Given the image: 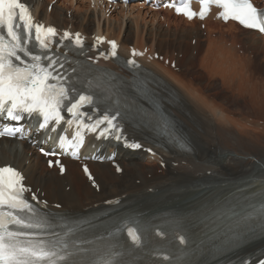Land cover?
Instances as JSON below:
<instances>
[{
  "label": "bare ground",
  "instance_id": "obj_1",
  "mask_svg": "<svg viewBox=\"0 0 264 264\" xmlns=\"http://www.w3.org/2000/svg\"><path fill=\"white\" fill-rule=\"evenodd\" d=\"M23 1L30 5L37 22L55 25L59 30L79 31L84 38L105 36L117 39L120 50L125 54L129 49L126 21L131 20L132 46L144 51L139 59L147 65L148 75L156 83L150 87L159 93L162 105L168 101L169 107L168 110L155 109L147 100V109L142 114L134 112L133 122L138 134L127 129L123 134L126 140H138L140 149L129 151L121 142L90 140L81 154L86 157L97 148L99 154L115 152L116 156L109 161L106 156L102 162L63 158L65 171L61 174L58 166H46L45 159L29 141L3 138L0 139V166H16L25 178L28 192H34L39 200H47L50 209L70 213L85 212L94 206H102L107 200H124L130 207L148 213L163 212L167 218L190 215L208 206L206 219L195 237L206 239V254L212 255L215 247L220 248L217 254L221 257L240 252L255 254V249L264 245V239L259 240L264 236V230L260 227L255 229L256 225L237 228L235 224L250 210L249 203L239 207L238 198L264 191V119L248 113L250 109L264 107V100L248 97L245 112L234 107L239 116L231 117L215 103L209 89H212L214 79L220 76V81L227 84L231 94L246 97L240 90V84L230 80V73L224 76L219 71V65L223 61L222 56L229 59L230 62L222 64L228 72L230 65L236 63L234 56L239 61L250 57L254 47L258 50L263 46L264 49V36L232 21L220 22L216 9H212L202 21H188L173 15L168 9L153 10L141 2L115 3L108 7L92 0H55L47 9L46 5L52 0ZM254 1L258 3V0ZM64 8L72 10L69 18ZM113 11L117 14H112ZM195 22L203 25L207 34L205 38L195 29ZM180 24L184 25L183 30ZM160 25L174 31V42L178 45L171 50L162 52L156 47L157 41L161 45L165 40L158 31ZM187 27L190 29L184 31ZM212 33L214 36L218 34L221 40H224L222 34L226 33L231 39L229 45L226 48L216 46L215 50V37H209ZM187 36L189 49L183 42ZM205 39L211 42L200 50ZM157 49L162 61L151 57ZM166 59L168 63L176 61L177 70L166 66ZM169 82L176 92L173 101L166 95L171 91ZM249 82L247 80V85ZM231 102L240 104L236 97H232ZM158 111L179 123V140L185 142L189 152L180 150L177 141L168 144L166 150L157 149L155 145L152 147L151 142L169 141L166 136H160V124L154 120ZM49 135L52 137L54 134ZM38 137L34 134L33 140ZM147 147H151L154 154L143 150ZM161 162L165 167L157 173L154 167ZM80 163L87 166V174L92 176V181L84 179ZM259 200L264 201V195ZM236 238L243 243L236 241L230 246L228 241Z\"/></svg>",
  "mask_w": 264,
  "mask_h": 264
},
{
  "label": "snow or ice",
  "instance_id": "obj_2",
  "mask_svg": "<svg viewBox=\"0 0 264 264\" xmlns=\"http://www.w3.org/2000/svg\"><path fill=\"white\" fill-rule=\"evenodd\" d=\"M201 4V18L208 12V5L215 4L222 9L219 15L224 20L232 18L246 28L264 33V11L254 6L251 0H201ZM176 10L186 13L189 18L197 15L188 6ZM55 35L54 27L34 22L29 8L21 0H0V113L6 112L13 120H20V113H39L44 120L40 127L44 128L50 120L56 123L63 120L61 110L67 107V111L76 118L67 122L70 126L77 123L94 132L106 122L108 127L101 135L109 129L119 133L120 128L114 123L119 112L116 115L105 113L94 124H84L80 109L84 104L93 103V95L78 94V98L72 95L76 89L68 84L70 77L61 71L64 65L52 57L47 58V63H42L43 58L33 54L27 46L35 40L41 49H47L49 38ZM69 35L64 33V37ZM75 43L81 44L79 33ZM111 44L112 55L115 56L117 46L115 41ZM28 57L31 62L26 59ZM129 63L134 64L135 61ZM88 84L91 89L93 81ZM95 86L99 88L101 85L96 83ZM5 133L15 134L5 128L0 136ZM116 138L120 139V135ZM76 139L77 143L72 147H79L83 142L80 131H77ZM64 142L65 138L61 137L62 147ZM130 146L140 147L135 143ZM22 179L15 168L0 167V264H121L120 254L111 246L101 249L86 247L85 242H69L71 229L64 235L53 232L51 218L25 197L27 189L21 183ZM31 199L36 200V197L33 195ZM252 225L264 230V202L252 206L235 227L250 228ZM128 236L134 244H140V236L135 229L129 228ZM180 242L184 243V237H180ZM259 264H264V260Z\"/></svg>",
  "mask_w": 264,
  "mask_h": 264
},
{
  "label": "rangeland",
  "instance_id": "obj_3",
  "mask_svg": "<svg viewBox=\"0 0 264 264\" xmlns=\"http://www.w3.org/2000/svg\"><path fill=\"white\" fill-rule=\"evenodd\" d=\"M52 1H54V0H52ZM259 2L263 3L264 1L259 0ZM47 7H49L48 4H47ZM63 11H64L67 18H69V16L72 14V10L70 8L69 9L64 8ZM116 11H118V8H116ZM116 11H113L112 14L116 15L117 14ZM130 23H131V20L126 21L128 36H129V45H132L134 37L132 35H130L131 34V32L129 30L131 28ZM180 25H181V29L183 30V28H185L184 25H182V24H180ZM149 26H151V24ZM189 29L190 28L187 27L186 29H184V31H187ZM195 29L199 31L200 36L202 38H205L207 36L205 29L198 22L195 23ZM161 30H165L164 32H166V35ZM158 31H160L161 36H163L165 39L161 45L159 44V41H157V43H156V47L161 48L162 52L164 51V49L171 50L172 48H174V46L178 45L177 42H174V35H173L174 31L172 28L168 29L165 25H160V29ZM212 34H213V37H212ZM212 34L209 37H211V38L215 37V42H214L215 50H216V46L221 47V45H222L223 47L226 48L229 45L231 39L228 37V35L226 33L222 34V36H221L222 38H224V40H221L219 38L218 34H216L215 36H214V33H212ZM188 37L189 36H187V40H183V42L185 43L184 47L186 49H189V47H190L188 45ZM208 42H211V41H209L208 39H205L203 42H201V46L199 49L200 50L204 49L205 46L208 44ZM191 43H193V40H191ZM189 44H190V42H189ZM252 50L253 51H250V53H249L250 57L241 58L239 61L237 60L238 58H236V56H234L235 58L234 57L233 58H234L236 63L234 65H230V69H227V70H229L228 72L225 71L226 68H225V66H222V64H225V61L230 62L229 59H225L222 56L223 61L219 65V71H221L224 76L227 73H230L232 75V76H230V80L234 81L235 84H237V82L240 84V86H239L240 90L242 92H244V95L246 97L237 96L236 94L235 95L231 94L229 92L227 84L224 85V83L222 81H220L221 80L219 78L220 76L216 77L214 79L215 81H213L211 83L213 85L211 87L212 89H209V92L212 93V97H213L212 99L215 101V103L220 105V107H222L226 111V113H229L231 117H238L239 116L237 113L234 112V107L241 108L245 112V110L247 108L246 105L248 104V97L252 96V97L264 100V79H263L264 74H263V77H261V75H260L264 72V49H263V46H260L258 48V50H256L255 47ZM157 51H159V49H157ZM159 60L161 61V59H159ZM172 61H174V60H172ZM165 64L172 69H176V68H174V66H170L168 63H165ZM177 64H179L178 61H177ZM259 75H260L261 79H260ZM221 78H223V77H221ZM243 80H244V84H243ZM247 80L250 81L249 85H247ZM250 89H252V90H250ZM230 90L236 92L233 89H230ZM232 97L238 98L240 101V104H236V103L231 102ZM248 113L251 115L257 114L256 116L260 117V119H264V107H256L254 109H250ZM252 127H254V126H252ZM76 166L78 168V165H76ZM164 167H165L164 163H160V164L157 163L154 168H155V171L158 173V172H160V169H162ZM256 169H257V167H256ZM76 171L77 170H75L74 172H76ZM78 171H79V169H78ZM84 179H85V176H84Z\"/></svg>",
  "mask_w": 264,
  "mask_h": 264
}]
</instances>
